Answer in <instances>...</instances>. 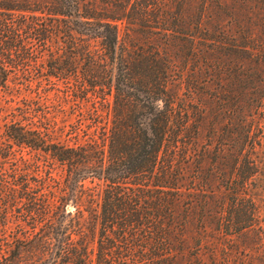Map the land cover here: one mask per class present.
Masks as SVG:
<instances>
[{"label":"trees","instance_id":"trees-1","mask_svg":"<svg viewBox=\"0 0 264 264\" xmlns=\"http://www.w3.org/2000/svg\"><path fill=\"white\" fill-rule=\"evenodd\" d=\"M187 4L0 0V264H170L182 205L254 227L264 30L202 37Z\"/></svg>","mask_w":264,"mask_h":264},{"label":"rangeland","instance_id":"rangeland-1","mask_svg":"<svg viewBox=\"0 0 264 264\" xmlns=\"http://www.w3.org/2000/svg\"><path fill=\"white\" fill-rule=\"evenodd\" d=\"M185 11L186 17L193 16V19L194 12H199L203 30H197L196 33L201 31L200 36L205 38H213L221 32L231 34L233 30H253L256 33L264 30V0H188ZM199 43L197 48L201 47ZM169 51L176 63L171 47ZM170 90L181 97L182 88L171 85ZM201 97L206 115L200 123L198 146L207 143L206 138L211 134V128H216L221 121L214 115V105L206 100L204 94ZM205 175L216 192L217 180L209 171ZM219 195V192L215 193V197ZM176 213L178 216L175 220L181 214L183 220H178L174 226V231L177 232L175 246L178 250L169 258L170 264H264V234H260L264 231V208L258 210V221L254 227L226 235H219L217 232L213 208L204 214L198 206L185 211L182 205L176 208Z\"/></svg>","mask_w":264,"mask_h":264}]
</instances>
